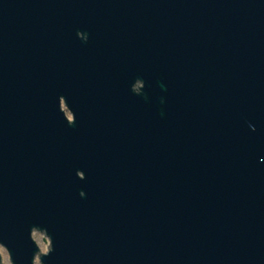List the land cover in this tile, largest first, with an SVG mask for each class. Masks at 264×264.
<instances>
[{
	"label": "water",
	"instance_id": "1",
	"mask_svg": "<svg viewBox=\"0 0 264 264\" xmlns=\"http://www.w3.org/2000/svg\"><path fill=\"white\" fill-rule=\"evenodd\" d=\"M0 247L264 264V0H0Z\"/></svg>",
	"mask_w": 264,
	"mask_h": 264
},
{
	"label": "rangeland",
	"instance_id": "2",
	"mask_svg": "<svg viewBox=\"0 0 264 264\" xmlns=\"http://www.w3.org/2000/svg\"><path fill=\"white\" fill-rule=\"evenodd\" d=\"M34 264H39V263H35V260H34Z\"/></svg>",
	"mask_w": 264,
	"mask_h": 264
}]
</instances>
